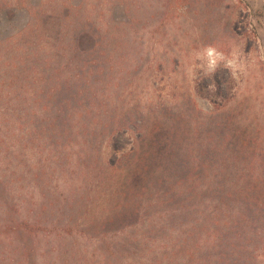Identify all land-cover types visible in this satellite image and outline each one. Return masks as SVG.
I'll return each mask as SVG.
<instances>
[{
  "label": "trees",
  "instance_id": "obj_1",
  "mask_svg": "<svg viewBox=\"0 0 264 264\" xmlns=\"http://www.w3.org/2000/svg\"><path fill=\"white\" fill-rule=\"evenodd\" d=\"M138 8L0 0V264H261L264 132L166 84Z\"/></svg>",
  "mask_w": 264,
  "mask_h": 264
},
{
  "label": "rangeland",
  "instance_id": "obj_2",
  "mask_svg": "<svg viewBox=\"0 0 264 264\" xmlns=\"http://www.w3.org/2000/svg\"><path fill=\"white\" fill-rule=\"evenodd\" d=\"M138 10L150 17L140 26L150 50L171 59L166 84L214 92L264 132V0H139ZM198 100L214 109L213 100Z\"/></svg>",
  "mask_w": 264,
  "mask_h": 264
}]
</instances>
